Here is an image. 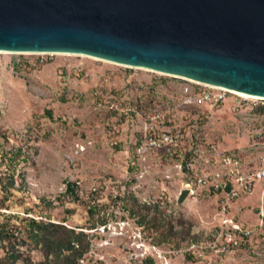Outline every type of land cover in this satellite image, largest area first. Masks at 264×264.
<instances>
[{
  "label": "rangeland",
  "instance_id": "1",
  "mask_svg": "<svg viewBox=\"0 0 264 264\" xmlns=\"http://www.w3.org/2000/svg\"><path fill=\"white\" fill-rule=\"evenodd\" d=\"M244 99L86 55L0 52V175L4 152L29 155L9 201L0 187V223L86 233L80 264H264V188L230 201L225 191L233 170L255 171L264 158V118ZM232 154L235 167L223 161ZM68 182L81 203L64 196ZM188 185L195 194L179 206ZM228 220L250 232L237 247L220 238ZM19 250L18 264L44 258L24 245L0 256Z\"/></svg>",
  "mask_w": 264,
  "mask_h": 264
},
{
  "label": "water",
  "instance_id": "2",
  "mask_svg": "<svg viewBox=\"0 0 264 264\" xmlns=\"http://www.w3.org/2000/svg\"><path fill=\"white\" fill-rule=\"evenodd\" d=\"M0 52L86 55L264 98V0H0Z\"/></svg>",
  "mask_w": 264,
  "mask_h": 264
},
{
  "label": "trees",
  "instance_id": "3",
  "mask_svg": "<svg viewBox=\"0 0 264 264\" xmlns=\"http://www.w3.org/2000/svg\"><path fill=\"white\" fill-rule=\"evenodd\" d=\"M22 157L24 161L29 159V155L23 147L12 148L2 155L3 161L7 162L6 174L0 175V187L4 194V202L9 201L12 191L17 189L16 168ZM20 176L21 174L18 175V177ZM64 196L75 203L82 201L76 183H66ZM94 210L96 209L89 208L90 217L94 216ZM66 213L72 214L74 210L68 209ZM22 223L24 229L20 231L10 228L5 223H0V251L8 248L11 250L18 245L28 248L31 246L40 247L44 260L38 261L39 264H80L90 251L91 242L84 232L77 233L62 224L38 222L34 219H23ZM143 223L144 221L140 222V224ZM7 253L8 255L5 257L0 256V264H18L19 261H24V252L21 250ZM29 260L30 257L27 262Z\"/></svg>",
  "mask_w": 264,
  "mask_h": 264
},
{
  "label": "built area",
  "instance_id": "4",
  "mask_svg": "<svg viewBox=\"0 0 264 264\" xmlns=\"http://www.w3.org/2000/svg\"><path fill=\"white\" fill-rule=\"evenodd\" d=\"M202 95L205 98H210V95L207 91L203 92ZM244 100L249 101L253 110L256 111V114L261 115L262 118H264V98H245ZM217 102H219V99ZM157 118H159V116H154V119ZM257 137L261 140H264V129L258 133ZM262 146H264V144ZM262 149L264 150V147H262ZM223 161L227 165L235 167L237 164H239L240 159L236 155L232 154L231 156L225 155ZM258 164L259 166L255 171L244 173L240 169H236L235 172L233 170L232 173L229 174L231 185L226 186L225 189L229 201L235 199L236 197L252 194L256 185H261L264 188V158ZM200 182L203 183L202 180ZM189 188L190 196H193L195 191L192 187L189 186ZM223 212H226V208H224ZM224 223H229L231 225L226 231L223 230L220 234V238L222 237L224 239L223 244H226L228 247L239 246L240 241L250 234L248 230H244L240 225L235 224L232 220L224 221Z\"/></svg>",
  "mask_w": 264,
  "mask_h": 264
},
{
  "label": "bare ground",
  "instance_id": "5",
  "mask_svg": "<svg viewBox=\"0 0 264 264\" xmlns=\"http://www.w3.org/2000/svg\"><path fill=\"white\" fill-rule=\"evenodd\" d=\"M3 53V52H2ZM5 54H10V53H5ZM25 54H28V53H25ZM36 54V53H35ZM41 55V54H40ZM193 83H196V84H201V85H205V86H209L213 89H218V90H223V91H227L229 93H232L238 97H241V98H248V99H260V98H263V97H255V96H249V95H244V94H241L239 92H236V91H232V90H228V89H225V88H220V87H215V86H210V85H207V84H202L200 82H197V81H193V80H189Z\"/></svg>",
  "mask_w": 264,
  "mask_h": 264
}]
</instances>
